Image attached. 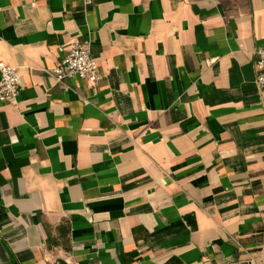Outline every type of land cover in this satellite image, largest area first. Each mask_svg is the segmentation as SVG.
Listing matches in <instances>:
<instances>
[{
  "label": "crops",
  "instance_id": "crops-1",
  "mask_svg": "<svg viewBox=\"0 0 264 264\" xmlns=\"http://www.w3.org/2000/svg\"><path fill=\"white\" fill-rule=\"evenodd\" d=\"M263 46L264 0H0V264H264Z\"/></svg>",
  "mask_w": 264,
  "mask_h": 264
},
{
  "label": "built area",
  "instance_id": "built-area-1",
  "mask_svg": "<svg viewBox=\"0 0 264 264\" xmlns=\"http://www.w3.org/2000/svg\"><path fill=\"white\" fill-rule=\"evenodd\" d=\"M84 4H91L93 0H83ZM257 76L256 85L259 96L264 103V46L256 51L255 61ZM52 76L56 81L76 76L90 84H96L103 78L100 65L92 56L89 47L85 42L74 40L66 55L59 61L52 70ZM20 76L15 66L8 65L0 60V103H15L17 101L20 88ZM46 264H59L54 260L47 261ZM224 264H239L238 262H228Z\"/></svg>",
  "mask_w": 264,
  "mask_h": 264
}]
</instances>
